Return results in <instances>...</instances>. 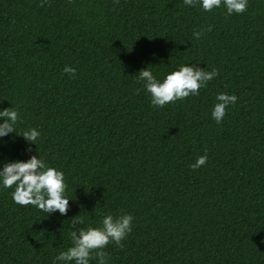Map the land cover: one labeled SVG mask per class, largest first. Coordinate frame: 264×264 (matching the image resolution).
I'll return each instance as SVG.
<instances>
[{"label":"trees","instance_id":"trees-1","mask_svg":"<svg viewBox=\"0 0 264 264\" xmlns=\"http://www.w3.org/2000/svg\"><path fill=\"white\" fill-rule=\"evenodd\" d=\"M40 4L0 0V111L20 110L0 170L38 155L64 173L69 210L19 205L0 178V264H62L72 218L98 228L109 214L134 219L107 264H264V0L230 16L200 0ZM181 65L218 75L153 107L139 71L163 82ZM220 93L238 99L217 124ZM33 128L36 145L19 136Z\"/></svg>","mask_w":264,"mask_h":264},{"label":"clouds","instance_id":"clouds-1","mask_svg":"<svg viewBox=\"0 0 264 264\" xmlns=\"http://www.w3.org/2000/svg\"><path fill=\"white\" fill-rule=\"evenodd\" d=\"M46 2L47 0H41L40 6L43 7ZM116 2L118 3V0ZM197 2L198 0H184V4L190 7L195 6ZM200 2L206 12L221 7L223 3L229 16L233 13H244L248 7V0H200ZM211 30L212 26L208 25L206 28L194 31L193 36L199 40L204 33ZM63 71L75 78V68L66 65ZM138 74V79L144 82L147 92L151 94L153 107L162 108L168 103L183 100L190 95H198L199 90L206 87L207 83L218 75V71L216 68L207 71L206 68H200L198 65H181L178 70L167 74L163 82L153 75L150 67L140 70ZM216 99L218 102L213 108L212 117L219 124L225 117L228 106L234 105L238 98L236 95L220 93ZM0 119H3V123H0V137L16 133L15 126L20 120L19 108L13 106L0 111ZM19 136H22L30 145H36L40 132L33 128ZM31 150V147L27 149V151ZM207 160L208 156L205 152L190 167L196 170L205 165ZM0 178L5 188L16 186L12 193L15 203L36 206L47 214L56 211L62 215L67 214L70 199L65 195L67 184L64 173L49 167L38 155H32L26 162H6L0 170ZM133 219L131 214L116 217L109 214L103 218L101 227L85 229L78 227L84 221L77 215L72 218V229L69 232L72 246L66 251H61L55 260L62 264H89L91 259H98L99 264H107L108 253L104 251L105 247L114 242L123 248L122 241L132 231Z\"/></svg>","mask_w":264,"mask_h":264}]
</instances>
